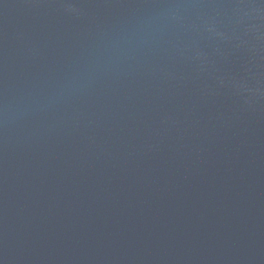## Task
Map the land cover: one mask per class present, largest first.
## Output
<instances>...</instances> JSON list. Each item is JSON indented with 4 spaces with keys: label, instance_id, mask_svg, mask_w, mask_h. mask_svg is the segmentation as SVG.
<instances>
[{
    "label": "water",
    "instance_id": "obj_1",
    "mask_svg": "<svg viewBox=\"0 0 264 264\" xmlns=\"http://www.w3.org/2000/svg\"><path fill=\"white\" fill-rule=\"evenodd\" d=\"M0 264H264V0H0Z\"/></svg>",
    "mask_w": 264,
    "mask_h": 264
}]
</instances>
